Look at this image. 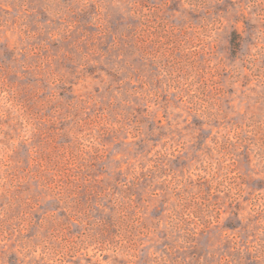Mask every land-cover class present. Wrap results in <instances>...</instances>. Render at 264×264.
Wrapping results in <instances>:
<instances>
[{"label": "rangeland", "instance_id": "rangeland-1", "mask_svg": "<svg viewBox=\"0 0 264 264\" xmlns=\"http://www.w3.org/2000/svg\"><path fill=\"white\" fill-rule=\"evenodd\" d=\"M0 264H264V0H0Z\"/></svg>", "mask_w": 264, "mask_h": 264}]
</instances>
